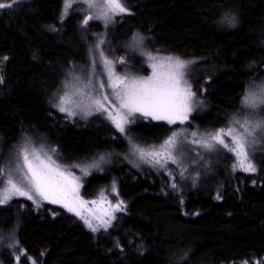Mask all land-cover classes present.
Instances as JSON below:
<instances>
[{"label":"trees","instance_id":"obj_1","mask_svg":"<svg viewBox=\"0 0 264 264\" xmlns=\"http://www.w3.org/2000/svg\"><path fill=\"white\" fill-rule=\"evenodd\" d=\"M63 5L20 0L0 9V164L15 158L25 138L56 148L54 159L70 170L104 154L102 170L90 169L81 195L93 198L115 181L126 210L95 234L53 207L46 206L48 213L45 206L11 199L0 205L5 236L14 232L18 248L35 264H177L185 253L181 264H253L264 258L262 143L251 154L256 173L234 172L233 156L219 149L209 159L212 174L200 172L192 188L161 169L130 164L127 140L102 114L69 119L52 103L62 82L86 69L101 36L108 59L130 57L128 67L116 64L118 73L147 76L146 58L128 47L138 33L145 38L143 51L195 61L184 70L195 107L183 125L138 116L128 125L130 134L153 146L173 129L226 128L241 115L247 88L264 82V0H126L132 14L107 27L97 21L81 27L89 14L82 2H74L61 21ZM226 15L235 18L234 26L224 22ZM3 248L1 264H12ZM20 264H29L28 258Z\"/></svg>","mask_w":264,"mask_h":264},{"label":"snow or ice","instance_id":"obj_2","mask_svg":"<svg viewBox=\"0 0 264 264\" xmlns=\"http://www.w3.org/2000/svg\"><path fill=\"white\" fill-rule=\"evenodd\" d=\"M19 2L20 0H12L11 3L0 2V9L11 8ZM74 2H82L86 5V10H90V14L83 17L81 27L87 26L92 20H102L107 27L108 24L115 23L116 17L132 14L126 0H64L61 21L66 18ZM224 22L234 26L236 21L234 17L226 15ZM144 39L138 33H134L128 47L132 52L138 51L151 62L148 65L152 70L150 75L118 73L116 64L128 67L130 57L121 56L118 61L108 59L102 47L105 40L101 36L94 49L89 50L92 57L91 74H86L84 78L73 76L67 80L63 85L65 90L58 97V103L54 104V107L59 112L66 113L68 117L77 115L74 110L77 108L83 110L84 116L106 114V118L127 140L131 156L138 157L142 163L153 168L158 167L170 176L172 170L168 165L172 164L181 167L179 176L185 178L188 169L183 167L182 157L178 158L185 143L196 145L207 152L218 151L219 145L236 157V162L232 165L234 172L239 170L250 174L256 173L257 167L249 149L258 142H264V82L252 84L247 88L241 100V115H234L226 128L208 133H201L198 130L189 133L187 129H173L171 135L161 144L153 146L141 145L130 134L128 125L135 123L138 116L166 121L169 125H183L189 120V114L195 107L193 102L195 93L192 92L191 85L187 84L184 71L195 61H186L178 56L161 57L150 51H143ZM3 59L7 60L8 57ZM100 59H103L104 68L107 70V80L103 78V73L98 71ZM97 76L100 77L98 88L93 79ZM73 81L82 87L73 85L74 90L68 91ZM2 82L0 78V83ZM86 100L90 103H86ZM56 153V148L36 145L25 138L24 143L18 147L14 162L0 164V205L7 204L13 197H25L40 207V201L43 200L51 204H60L84 220L93 232L99 231L100 228L107 230L117 218L114 213L126 210L125 202L119 199L116 182L114 181L111 186L115 202L108 200L103 191L100 193V199L107 200L112 211L105 213L107 219L97 218L99 223L93 225L83 214V210L85 204H95L96 201H84L80 197L82 177L58 163L57 159H54ZM198 155L203 159L202 153ZM105 162L106 156L100 154L91 163L72 167L80 168L82 175L88 176L90 169H101ZM171 187L175 189L177 184L173 182ZM216 199L219 200L221 197L217 195ZM6 239L10 241L8 247L18 251L15 256L16 264H20L22 257H27L35 264L33 258L27 256L26 250L18 248L14 232L6 237L4 230L0 229V244ZM187 258L185 253L177 264H181ZM244 264H249V261L245 260ZM253 264H264V258L255 260Z\"/></svg>","mask_w":264,"mask_h":264},{"label":"rangeland","instance_id":"obj_3","mask_svg":"<svg viewBox=\"0 0 264 264\" xmlns=\"http://www.w3.org/2000/svg\"><path fill=\"white\" fill-rule=\"evenodd\" d=\"M85 5V4H84ZM86 6V5H85ZM89 14H90V10H89ZM92 21H97V22H101V23H103L104 24V22L102 21V20H92ZM97 56H98V51H97ZM154 55H159V56H161V57H165V56H168V55H163V54H154ZM91 59H92V57H91V54H90V57H89V64L87 65V67H86V69H80V70H78L79 72H75V73H71L63 82H62V84L59 86V89H58V91H57V93H56V95L54 96V99H53V101H52V103H53V106H54V104H56V103H58V97L60 96V95H62L63 94V91L65 90L64 88H63V85L65 84V82L67 81V80H69L71 77H73V76H79V77H81V78H84L85 77V75L87 74V75H90L91 74V72H92V68H91ZM149 63H151L150 61H147L146 60V64H147V66L149 65ZM148 69H149V72H148V75H150L151 74V68L148 66ZM98 71L99 72H101V73H103V78L105 79V80H107V74H106V72H107V70L104 68V65H103V59H100L99 60V68H98ZM93 79H94V81H95V83H96V87L98 88V86H99V79H100V77L99 76H97V77H93ZM86 82V81H85ZM73 85H76V86H78V87H82V85H80V84H78L76 81H73V84L72 85H70L69 86V89H67L68 91H71V90H74L73 89ZM85 91L87 92L88 90L87 89H85ZM110 91V90H109ZM102 95V94H101ZM86 103H90V101H87L86 100ZM56 110H57V108L56 107H54ZM76 112H77V115H75V116H72V117H68L67 116V114L66 113H62V115H64L66 118H69V119H74V118H84V117H86L87 118V116H84V114H83V110L82 109H79V108H77V109H74ZM58 111V110H57ZM61 113V112H60ZM192 113V112H191ZM190 113V114H191ZM99 114H101V113H99ZM190 114H189V116H190ZM105 118H106V114H102ZM141 117H143V116H141ZM145 118V117H144ZM107 119V118H106ZM148 119H150V118H148ZM108 121H109V123L113 126V124L110 122V120L109 119H107ZM153 121H155V120H153ZM164 122H166V121H164ZM114 127V126H113ZM114 129L116 130V128L114 127ZM117 131V130H116ZM201 133H208V132H201ZM190 138V137H189ZM165 140V139H164ZM163 140V141H164ZM162 141V142H163ZM161 142V143H162ZM160 143V144H161ZM259 144L260 143H262L261 144V146H263L264 145V142H258ZM258 143H256L254 146H253V148H251V149H249V151H250V154H252V152L256 149V147H257V145H258ZM159 145V144H158ZM217 148L218 149H223L221 146H217ZM223 150H226V149H223ZM227 151V150H226ZM214 152V151H213ZM213 152H207V151H205V150H203V149H201V148H199L198 146H196V145H193V144H191V143H185L184 145H183V147H182V149H181V151H180V153L178 154V158H180V157H182V165H183V167L184 168H187L188 169V171L185 173V178H180V176H179V172L182 170L181 169V167H178L177 165H172V164H169L168 165V168L170 169V170H172V172H173V175H172V179H173V176H175V180H177V182H181V183H183L184 185H191L192 186V188H194V186H196V183L201 179V178H199V174H200V172H206V173H211L212 174V170H213V167H214V165H209V159H213L214 158V156L212 155V153ZM198 153H202V155H203V159H201V157H200V155H198ZM230 153V152H229ZM231 155L233 156V158H234V163L236 162V157L231 153ZM127 157V158H126ZM14 159L15 158H10L9 159V161H13L14 162ZM125 159L130 163V164H133V166L135 167V168H138V169H146V168H149L150 166L149 165H147V164H144V163H142L139 159H138V157H136V156H131L130 154H129V147L127 148V153H126V155H125ZM8 161V162H9ZM7 162V163H8ZM92 162V161H91ZM91 162H89V163H91ZM88 164V163H87ZM104 164V163H103ZM102 164V165H103ZM86 165V164H85ZM158 168V167H157ZM159 169V168H158ZM68 170H70V169H68ZM70 171H72L75 175H78V176H81L82 177V180H81V184H82V186H83V182H84V179L87 177V176H83L82 175V173H81V171H80V168H74V170H70ZM163 171V170H162ZM209 171V172H208ZM164 172V171H163ZM165 173V172H164ZM166 174V173H165ZM202 176V175H201ZM200 176V177H201ZM199 178V179H198ZM193 181H195V182H193ZM4 186H6V184L4 185ZM111 186H112V184L109 186V187H105V189L103 190V192L105 193V195L108 197V200H112L113 202H115V199H114V197H113V195H112V193H111ZM81 189H82V187L80 188V197L84 200V201H93V200H95L96 201V203L95 204H91V203H87V204H85L84 205V210H83V214L85 215V216H87L88 217V219H90L91 221H92V223H93V225H97L98 223H99V219H97V218H100V219H107V216L105 215V213L106 212H111L112 211V209L110 208V206H109V204H108V201L107 200H101L100 199V193L102 192H100L97 196H95V197H93V198H90V199H85V198H83L82 197V195H81ZM12 199H22V200H26V201H28V202H30L31 203V205L35 208V209H38L39 207H37L36 206V204H34L32 201H30V200H28V199H26L25 197H13ZM37 199H39V197H37ZM121 200V199H120ZM40 208H45L46 206H50V207H53V208H55L56 210H59L60 212H62V213H64V214H69V215H72V216H74L75 218H77L80 222H82V224L88 229V230H90L91 231V229L84 223V220H82L80 217H78V216H76L74 213H72V212H69V211H67V209L66 208H64V207H62L60 204H51V203H48L47 201H43V200H41L40 201ZM42 206H45V207H42ZM50 208L49 207H46V211L48 212V213H50ZM121 212H123V211H121ZM118 213H120V212H116V213H114L115 215L116 214H118ZM52 216H54V214H51ZM110 228V227H109ZM108 229V228H107ZM103 231H106L104 228H100V230L99 231H97V232H93V231H91V232H93V233H95V234H97V233H100V232H103ZM10 243V241L9 240H5L4 242H3V244H0V247L1 248H3V250L5 251V253H7L8 254V256L10 257L11 255L13 256V259L11 260V262H13V263H16V260H15V256L18 254V251H17V249H14V248H10V247H8V244ZM0 248V249H1ZM20 249V248H19ZM1 251V250H0ZM28 262H29V264H32V261H29L28 260ZM2 263V260H1V258H0V264ZM12 263V264H13Z\"/></svg>","mask_w":264,"mask_h":264}]
</instances>
